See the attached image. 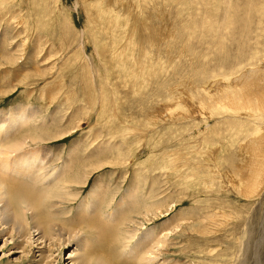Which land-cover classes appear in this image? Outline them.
Here are the masks:
<instances>
[{"label":"rangeland","instance_id":"1","mask_svg":"<svg viewBox=\"0 0 264 264\" xmlns=\"http://www.w3.org/2000/svg\"><path fill=\"white\" fill-rule=\"evenodd\" d=\"M102 10L99 23L92 17ZM236 82L239 91L223 94ZM261 91L264 0H0V122L31 117L2 143L25 136L34 164L70 165L56 184L57 194L68 191L58 194L67 201L56 204L66 218L58 224L77 223L97 184L107 195L99 213L131 190L124 219L112 225L116 218L95 215L110 264L126 263L141 236L151 264H264V176L251 197L228 179L243 165L242 150L264 153V143H251L264 134ZM75 174L84 185H71ZM5 239L0 264H69L75 254L72 243L25 239L16 249Z\"/></svg>","mask_w":264,"mask_h":264},{"label":"bare ground","instance_id":"2","mask_svg":"<svg viewBox=\"0 0 264 264\" xmlns=\"http://www.w3.org/2000/svg\"><path fill=\"white\" fill-rule=\"evenodd\" d=\"M104 14L107 15L106 10H102L99 14L97 12L96 15H94L92 18H94L95 21H99V23H100L101 20H103V18H104V17H102ZM98 28L102 29L99 26V24L97 25V29ZM106 30L107 31L105 32V34H107V33L109 34L107 28H106ZM130 37H129V39H130ZM130 43H131V41L127 39V41L124 43L125 44L124 48L121 46V44L119 45L120 47H119L118 51H119L120 55H122V57H124V56L126 57V55H127L126 50H128L127 46ZM132 48H133V46H132ZM119 57H121V56H118V58ZM254 83L257 84L255 81H254ZM237 91H239V88H238L237 82H236L235 84H232L230 88L225 90V92H223V94L232 95V94H235ZM214 104H215V102H214ZM222 105L227 110L233 109L231 107H228V106H231L232 104L231 105L222 104ZM212 108H211V110H212ZM238 109L247 110V109H249V106H244V105L240 104V107ZM213 110H214V108H213ZM256 110L264 112V91L259 92V95L257 96ZM18 111L21 112V109H19ZM218 111H221V110H218ZM229 114H232V113L230 112ZM24 117H25V115H24ZM24 117H21V116H17L16 118L11 117L12 119L9 118V120H7V123H5L6 119L2 120L0 122V125L3 124L2 127L0 128V235L6 237L4 244H6V241H10L11 244H13V246L16 247V249L17 248L21 249V244L25 239L28 240L29 243H33V244L36 243V245H38V246L44 245L43 247H45L46 244H50L51 241H55L56 243L58 242L57 244L62 243V245L63 244L68 245V244L72 243L76 247L73 250V251H75V254L73 253V256L71 255V256H68V258H67V259H69V264H110L111 263L110 262V259H111L110 255L105 251L106 249L104 248L103 243L101 241V239L104 236V233H103L104 228L103 227H105V226L101 222V220H100L99 224L96 223L95 215L98 214L100 217L103 215L102 217H105L106 220H108L110 218L109 220H111V223H112V218H116V220H114V222L112 224V225H114L115 222H118L117 219L119 216L122 215L121 217H123L124 215H126V213H125L126 209L125 208H127V206H128L127 201L129 199H130V201L133 200V199L131 200V198H129L127 196V195H131V193H130L131 190H126L125 196L121 199V201L119 203H118V201H116V203H118V204L114 205L115 207H113V210H111L109 212L106 211L108 213H106V212L99 213L98 209H100L101 197L103 196V198H105L107 195H105V197H104V195L98 196L100 194V191H101L100 189H98V187L100 188V186H99V184H97L98 185L97 188L96 187L94 188V186H93L91 188L92 190L90 189V191H89L91 193H88L90 202H88L87 197L85 196L83 201L80 203V205L78 207V212H76L77 214H75L76 217L78 218L77 223L74 224L73 226H69L68 225L69 223L65 224L66 218L63 216L65 213L63 214L59 208H56V204L57 203L65 204L67 202L65 200L66 198L65 199L63 198L61 200L59 198V196L63 194L61 196V198L63 196L66 197L65 195L68 191H66V192L61 191V193H58V194H60L58 196L57 192L59 190H57L58 186H56V184L63 180V179H61L60 176L65 171V169L67 171V169L70 165L69 166L66 165L67 162L64 160L65 161L64 166L61 169H59L58 171H55V167H53V165L44 166L43 162H42V164L40 163L41 165L40 164H34V160L36 159L37 155L35 154L32 156V154H31L30 156H28L29 153L27 152L28 153L27 154L25 152L26 151L25 149L30 145L29 143H26V140H28V138H25V136H20L19 139L14 140V142H12V143H9V141H8V143L6 142L7 144L2 143L3 139H7L11 135V129H10L11 127H15V130H17V128L19 126L22 127L23 123H26L28 120L31 119V117L30 118L28 117L26 119ZM0 119H2V118L0 117ZM258 131L261 132L260 129H258ZM260 135L261 136H258V133H256V135H255L256 138L251 141L253 147L257 143H264V140H263L264 134H260ZM26 137H28V136H26ZM37 138L39 139V137H37ZM258 139H260L261 141L260 142L257 141ZM29 140L33 141L34 139H29ZM5 141H7V140H5ZM34 152H35V149H34ZM69 152H70V150H69ZM242 152L246 156H245V160L243 161L242 167L238 171V175L230 176L228 179H229V184H231L233 189H237L243 195V197L244 196L251 197V195L252 194L254 195L255 192L259 189V187L261 186V182L263 181V176H264L263 147L250 149V150H247V152L242 150ZM47 156L48 155H46V157ZM29 157H31L32 159L31 158L29 159ZM207 157L209 160L213 161L212 160L213 155L211 157H209V156H207ZM45 158H44V160H46ZM44 160H42V161H44ZM67 161H68V163H69V161H71L70 156H68ZM68 170H70V169H68ZM95 170H93V171H95ZM48 173H50V174H48ZM80 173L81 172H79V174ZM68 175L69 174L67 173V175H65V176H68ZM72 175H74V174L72 173ZM75 176H77V174H75ZM62 177H63V175H62ZM85 177H86L85 175H82V179H79V177H78L75 181H72L71 185L72 184H75V185L83 184L84 185ZM20 180L24 181L26 184L22 183ZM64 181H66V180L64 179ZM69 182H70V180H69ZM31 183L33 185H29ZM17 184H19L20 186ZM65 184H66V182H65ZM52 185H55L56 188L55 187L54 188L57 190L56 192L54 191L56 193V195H54V197H53V195L51 196L52 193L49 194V192H50L49 189H50V187L51 188L53 187ZM27 186L30 187L31 189L28 188ZM36 186L39 187L40 191L44 187V191H43V189H42V192H39L37 190L39 193L36 191H33L32 189L36 188ZM62 186L63 185H60V187H62ZM64 190H67V189H64ZM104 191H106V190H104ZM98 192H99V194H98ZM103 193H105V192H103ZM107 193L108 192L106 191V194ZM38 194H40L42 196L44 195L43 197L45 198V200H44V203L42 206H44V208H45V215L46 216H43L41 214V211H39V205H37L36 200H34V197L35 196L38 197ZM45 194L47 196L50 195L52 197V198H50V201L47 200L48 197L46 198ZM81 195H83V194H81ZM111 196H113V195H111ZM114 196H115V194H114ZM114 196H113L111 201H113L115 199ZM73 197H75V196H73ZM76 198H77V196H76ZM78 198H79V196H78ZM111 201H109V202H111ZM109 202H107L108 205H110ZM107 203L105 202V204H107ZM17 204H18L19 215L15 212V210L17 211V209H16ZM102 207H104V206H102ZM108 207H110V206H108ZM111 209H112V207H111ZM154 209H156V208H154ZM129 210H130V208H129ZM46 211L54 212V214L53 215L48 214ZM65 212H68V211L65 210ZM128 214H130V213H128ZM128 214H127V216H128ZM152 214H153V212H152ZM146 215H148V213ZM41 216H43V218H41ZM121 217H119V218H121ZM60 218L61 219L64 218L63 222H65V223L58 224L60 221ZM135 218L136 217H134L133 219H135ZM101 219H103V218H101ZM121 219H124V218H121ZM121 219H119V222L121 221ZM128 219H130L129 222L127 221V223H125V224L129 225L131 222H133L132 221L133 219H131V218H128ZM119 224L120 223H118V225ZM98 227H100V229ZM120 227H122V224H120ZM123 227H125L124 224H123ZM152 229H154V228H152ZM31 230H33V232H30ZM86 231H88L89 233H92V234L94 233L95 235L93 237H91V235H87V233H85ZM126 231H128V230H126ZM150 235L154 236L155 232L151 231ZM89 236L91 238H89ZM155 238H156V236H155ZM95 239L99 240L97 242V243H99V245H97V243L93 242ZM32 240H33V242H30ZM116 240H118V239H116ZM245 248H246V246H245ZM152 250L153 249L151 248V245L149 243L148 238L145 236H141L138 239V241L135 243V246L133 247L132 251L130 250V252H129L130 256H128V257H131V258L129 260L127 258V261L124 264H134L135 262L137 264L154 263L153 262L154 259L150 258L152 256L151 255ZM42 251L43 250H39L40 258H42V255H43ZM119 260H121V259H119Z\"/></svg>","mask_w":264,"mask_h":264}]
</instances>
